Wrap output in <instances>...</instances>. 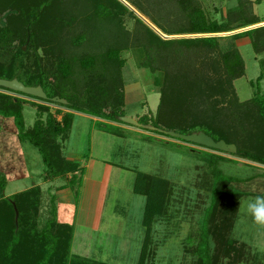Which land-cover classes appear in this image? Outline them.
<instances>
[{"label":"trees","instance_id":"trees-1","mask_svg":"<svg viewBox=\"0 0 264 264\" xmlns=\"http://www.w3.org/2000/svg\"><path fill=\"white\" fill-rule=\"evenodd\" d=\"M124 1L136 12L122 0H0V16L4 17V24H0V78H17L26 86H41L48 96V100L41 101L67 110H55L61 116L59 119L50 106L33 104L38 119L28 129L23 117L27 100L0 92V116L13 120L20 143L29 142L37 148L49 179L68 174H72V184L80 179L77 173L83 167L64 157L61 145L73 125V112L123 123L119 119L125 116L121 70L126 62L121 51L140 46L150 51L149 58L156 59L159 49H164L162 56L168 51L166 58L159 59L163 64L155 67L166 68L157 114L143 116L138 120L141 124L156 128L164 125L182 134L203 131L217 142L235 144L237 153L230 155L264 166V94L258 91L251 100L237 101L234 82L246 71L238 48L224 49L215 37L181 40L163 37L231 33L263 21L227 30L217 21L206 19L198 0ZM126 16L135 21L132 31L125 28ZM106 38L111 43L104 42ZM253 45L255 49L259 46L256 42ZM39 49L44 56L39 54ZM7 54L9 58L5 57ZM56 97L67 100L68 104L52 102ZM233 104L237 112L243 109L244 116H249L247 127L228 122L233 113L228 108ZM219 105L228 108L219 109ZM247 106L248 113L244 110ZM106 125L107 131L113 128ZM218 160L224 159L210 153L205 158L213 179L206 189L210 193L207 192L208 200L203 204H208L205 217L199 221L202 237L197 264H223L217 253L213 256L208 239L215 232L220 240L218 247L224 250L221 255L224 260L231 259L229 264H237L239 259H244L251 264L255 257L250 252L252 247L239 242L233 234L240 200L249 192L235 190L244 181L224 175L217 166ZM4 176L0 174V264H111L73 253L74 225L60 223L55 211L39 230L41 188L36 186L6 197ZM170 189L171 181L165 177L141 172L136 175L133 190L146 201L142 220L146 240L138 264H149V252L154 246L152 225L168 211ZM14 204L19 212L17 221Z\"/></svg>","mask_w":264,"mask_h":264},{"label":"rangeland","instance_id":"rangeland-1","mask_svg":"<svg viewBox=\"0 0 264 264\" xmlns=\"http://www.w3.org/2000/svg\"><path fill=\"white\" fill-rule=\"evenodd\" d=\"M198 2L206 19L217 21L223 25V29L233 30L264 21V0H198ZM123 23L128 31H132L135 27V21L128 16L124 18ZM0 24H4L3 16H0ZM251 30L254 31L235 36ZM172 37L174 38L164 40L215 37L219 38V43L224 49L237 47L246 68L245 75L234 82L237 101L251 100L258 91L264 94V25L252 26L231 33L176 35ZM103 41L111 43L107 38ZM252 42L259 44L256 49H260V52H256L255 44L253 45ZM163 51L164 49H159L158 55L155 54L156 59L149 58L150 51L143 46L121 51V57L126 62L121 70V77L125 83V92L126 89L129 92L127 98L125 97L123 112L125 116L139 120L143 116L155 117L157 114L166 68L157 70L155 67L163 64L160 57L164 59L166 58L165 54H168L167 51L162 56L161 52ZM200 51L203 52V49L201 48ZM39 54L44 56L42 49H39ZM213 54L216 55V53ZM5 57L9 58V54ZM156 60L159 63L154 62ZM164 62L166 64V60ZM259 77L263 78L259 80ZM0 92L27 100L28 103L23 108V117L28 129L32 128L38 119V113L33 104L50 106L51 112L59 119L61 116L55 110L59 108L63 112L67 111L60 105L46 103L39 99L1 89ZM219 106V109H222L227 105ZM228 109L233 112L227 118L228 122L241 123L243 127L248 126L249 116L247 118L244 116L243 109L237 112V107L234 104ZM244 110L248 113V106ZM1 119L6 120L5 117L0 116V121ZM10 120L15 127L13 120ZM78 120H74L67 138L61 140L64 157L78 162L83 167L95 156L122 167L123 175L121 174V177L117 179L113 178L114 182L117 181V188L111 187L113 189L107 200V205L116 206V216L106 219L105 223L107 224L104 225L102 231L93 233L90 228L79 226L78 222L72 223L75 229L73 253L111 264H138L146 240V228L142 223L146 201L144 196L134 192L133 185L136 175L141 172L165 177L172 184V189L168 193V211L162 218L155 220L152 225L154 246H151L152 251L149 252V264H197L196 256L201 247L200 240L202 237L199 221L205 217L208 204H203L208 200L207 192L209 191L207 190L213 179V174L205 161L210 153L224 159L216 162L224 175L244 181L238 183L235 190L249 192V195L240 200L233 234L239 242L252 247L250 252L255 257L251 264H259V260H262L260 263L264 264V227L255 225L251 215L246 210V202L250 198L264 196V166L227 153L186 144L178 139L135 126L132 127L143 131L145 135L127 133L125 135L127 138L120 137L117 130L114 132V127L109 128L112 131L109 135L107 132L110 131L106 130V124L100 122L97 124L96 121L93 122L89 119ZM95 126L96 132H94ZM161 127L162 130L170 131L164 125ZM243 127L241 130L239 129L242 134L244 133ZM99 130L105 132L102 133ZM11 136H13V131L0 125V151L5 144L11 143L10 148L17 144L21 148L22 160L25 162L29 176L13 179L11 176L9 177L10 180L6 179L5 194L9 197V195L13 196L39 186L41 199L37 217L38 229L42 230L46 226L47 221L53 217V211L57 214V220L60 223H65L58 217L59 208L65 203L61 202L63 199L56 193L59 189L55 187L54 181H58V187L66 185L69 190L72 189L73 192L70 194L73 203L71 205L76 206L77 213L82 194L80 185H83V175L87 174V169L84 168L87 167H83L80 179L73 184L70 181L72 174L50 180L47 175V168L37 148L29 142L20 143L19 140L17 141L18 135H15L13 142ZM149 136L151 137L148 138ZM191 150L196 152H191ZM9 155H13L12 163L18 162L19 158L15 150L14 154L10 153ZM0 174L5 175L1 170ZM101 175V170L97 169L94 177L98 180ZM111 184L113 186V183ZM89 205H91L90 202ZM207 220L210 221L209 217ZM217 235L216 232L210 233L208 238L212 243V254L214 257L216 253L218 254L220 263L229 264L231 259L224 260L221 256L224 250L218 247L220 240ZM237 264L248 263L244 259H239Z\"/></svg>","mask_w":264,"mask_h":264},{"label":"crops","instance_id":"crops-1","mask_svg":"<svg viewBox=\"0 0 264 264\" xmlns=\"http://www.w3.org/2000/svg\"><path fill=\"white\" fill-rule=\"evenodd\" d=\"M259 25L260 26L264 25V21L254 26L258 27ZM128 95H129V92L126 89L125 97L127 98ZM73 114H74L73 120L75 121H79L78 119L80 120L89 119L90 121L92 120L93 122L96 121L97 124L99 122L103 124H108L115 128L114 132H116L117 130L120 137H125L127 133H131V134L136 133L138 135H145L143 131L137 130L133 128L131 125H126L123 123H116V122H109V121L99 119L97 117H93V116L86 115L83 113H79V112H73ZM0 125H2L6 129H10L13 131V136H11L12 138L11 140L14 142L15 135H17L16 134L17 131H16V128L11 123V120L1 119ZM94 130H95L94 132H96V126ZM99 131L102 133L105 132L103 130L102 131L99 130ZM111 132L112 131L107 132V133L110 135ZM150 137L151 136H149L148 138ZM10 146H11V143L7 145L5 144L4 148H2L0 151V157H1L0 158V170L5 174V176L7 177V180H10L9 177L11 176H12L11 177L12 179L13 178H27L29 176V172L27 171V168L25 167L24 160H22L23 155L21 152V148L17 144H15L13 148H10ZM14 150L16 151V154L19 158L18 162L16 163H12L11 159L13 155H9L10 153L14 154ZM83 167H87V168H84L85 170L87 169V174L83 175V185H80L81 186L80 188L82 189V194H81V198L79 201V208H78L79 210L77 211V213H76V206L73 207V205H71L73 203L71 200L72 197L70 194L71 192H73L72 189L69 190L66 185L58 187V184H57L58 181L57 180L54 181V183H56L55 187L59 189V191L56 193L63 199V201L61 202L65 203L60 206L58 217L59 219L61 218L60 220H62V222H65L68 224H72V223L74 224L75 222H78L79 226L90 228L91 231H93V233L100 232L104 228V225L107 224L105 223L107 221L106 219L110 217L113 218L116 216V206L112 204L108 206L107 200L109 199V195L111 194L112 189L117 188L116 187L117 181L114 182L113 178L115 177L117 179L118 177H121V174L123 175L122 173L123 168L120 167L119 165L111 163L110 161L99 159L98 157H95V156L92 157L90 161L87 163V165ZM97 169H100L102 172V175L100 179L98 180H96L94 177V174L97 171ZM80 176H81V172L80 174L77 173V177L80 178ZM111 183H113V186ZM111 187L113 188L111 189ZM5 195L6 197H8L7 194ZM89 202L91 203V205H89Z\"/></svg>","mask_w":264,"mask_h":264},{"label":"water","instance_id":"water-1","mask_svg":"<svg viewBox=\"0 0 264 264\" xmlns=\"http://www.w3.org/2000/svg\"><path fill=\"white\" fill-rule=\"evenodd\" d=\"M122 1L129 8H131L133 11H135L128 3H126L124 0H122ZM137 15L140 18H142L153 29H155L154 26L151 23H149L144 17H142L138 13H137ZM156 31L158 32V30H156ZM158 33H160V32H158ZM163 37H164V39L174 38L172 36H165V35H163ZM0 87L8 89L12 92L21 93V94H24L26 96L33 97L36 99H40V100H44V101L48 100V96L41 86H35V87L26 86L21 81H19L17 78H14L12 80H6V79L0 78ZM52 102L63 104V105L68 104L67 100L61 99L59 97L53 98ZM119 119L121 122H123L125 124L135 126L138 128H142V129H145L148 131H156V132H159L163 135H167V136H170L172 138L182 140L186 143L195 144L198 146L206 147L208 149H213V150H216L219 152H224V153H229V154H236L237 153V146L235 144H228L224 140H220L217 142L211 136L207 135L203 131L195 132L192 134H182V133L175 132V131L162 130L160 128H156V127H153L150 125L141 124L138 120H136L132 117H129V116H122ZM14 206H15V204H14ZM15 212H16L15 219L17 221L18 216H19V212H18V209L16 208V206H15Z\"/></svg>","mask_w":264,"mask_h":264},{"label":"clouds","instance_id":"clouds-1","mask_svg":"<svg viewBox=\"0 0 264 264\" xmlns=\"http://www.w3.org/2000/svg\"><path fill=\"white\" fill-rule=\"evenodd\" d=\"M246 210L251 215L255 225L264 227V196L250 198L246 202Z\"/></svg>","mask_w":264,"mask_h":264},{"label":"bare ground","instance_id":"bare-ground-1","mask_svg":"<svg viewBox=\"0 0 264 264\" xmlns=\"http://www.w3.org/2000/svg\"><path fill=\"white\" fill-rule=\"evenodd\" d=\"M15 93V92H14Z\"/></svg>","mask_w":264,"mask_h":264}]
</instances>
